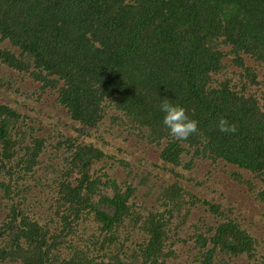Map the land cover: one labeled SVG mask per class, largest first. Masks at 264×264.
<instances>
[{
    "label": "trees",
    "instance_id": "obj_1",
    "mask_svg": "<svg viewBox=\"0 0 264 264\" xmlns=\"http://www.w3.org/2000/svg\"><path fill=\"white\" fill-rule=\"evenodd\" d=\"M2 66L39 84L0 102V264H172L180 245H191V264H264L230 207L192 191L184 199L181 188L209 159L222 170L218 186L234 181L264 206V0H0ZM43 92L76 121V136L44 125L48 105L24 103ZM165 98L197 120V133L169 136ZM221 117L234 134L218 130ZM123 126L157 143L154 162L123 159ZM154 172L158 191L148 187ZM208 172L198 185L212 186ZM150 190L161 207L145 203ZM182 203L181 224L196 203L209 205L186 239L171 235Z\"/></svg>",
    "mask_w": 264,
    "mask_h": 264
},
{
    "label": "rangeland",
    "instance_id": "obj_2",
    "mask_svg": "<svg viewBox=\"0 0 264 264\" xmlns=\"http://www.w3.org/2000/svg\"><path fill=\"white\" fill-rule=\"evenodd\" d=\"M251 59L247 58L246 61H250ZM248 65L251 66V68L254 70L253 67H256L257 70L260 72V69L257 65H251V62H248ZM19 73L17 70L13 68H9L6 66L0 67V77L5 79L7 82L10 79H16V81L13 82V86H2L0 84V102L5 103L7 102V99L11 100L9 96L11 94H15L14 99L19 97L21 98L22 96H19L15 89H19L21 92H27V90L33 91V88L37 87L39 82H37L29 72H22L20 73L19 78H14L12 74L16 75ZM236 83L238 84L239 81L237 80ZM61 84V81L59 82ZM240 87L242 86V83L239 85ZM42 101L43 102H38L36 101L35 103H32L30 99L26 98L24 103L26 105H29L30 107L32 105H36L41 108H45L46 105H48V110L44 111V117L48 116V113L51 114V118L48 121H44V125L46 123V126H51L55 131H59L61 134H66V136H76L78 132L73 130V127L76 125V121H74L69 112H62L58 109V106L56 107L55 103V94L53 96H50L47 92H43L41 95ZM14 101V100H13ZM57 117L58 123H59V129L57 127L53 126V123L57 122ZM37 122V121H35ZM62 125L65 127L61 130ZM71 130L72 133H71ZM79 131H84V128L81 126L78 128ZM93 133L95 130H91ZM97 132H99V128L97 129ZM96 132V133H97ZM123 132L124 134L128 137V141L124 144L125 145V151L128 155L124 156L123 159L128 161L129 163L132 164H139L140 159L145 158L149 160L150 162H154L156 157L160 155L161 148L155 144V141L152 142L151 144L148 143V135H145L141 138L139 133L137 131L131 132L129 134L126 130V128L123 126ZM38 135L41 134L40 130H37L36 132ZM97 135V134H96ZM80 138H86L87 133L83 136H79ZM140 138V139H139ZM155 140V139H154ZM62 152V150H60ZM193 153V152H191ZM188 156H191V154H184L183 158L185 160H188ZM197 167L194 169V177L195 181H187L185 183L181 184L182 188V193L184 194L183 198L185 199V192L187 191H192L191 193L193 194H198L199 197L203 198H212L211 201L212 203L219 204L220 201L223 202L222 206L223 208L225 207H230V209H226L227 212H230L232 210L230 217L233 219H237L238 223H240L244 228H246L252 237L254 239H257V246L256 249L260 252V257L263 258L264 261V206L258 205L257 201L254 204V201L249 198V195L246 192H243L240 188V185H238L236 182L233 181V184L231 186L225 185V189H223L222 186H218L215 182L218 177V175L223 174L221 169L213 168V166L209 165L210 161L209 159H198L197 161ZM233 166V165H232ZM236 168V167H234ZM208 177L207 181L210 185L212 186H200L197 184L198 181L202 180V177L204 176V172L208 171ZM116 174L118 178H122L123 174L116 171ZM8 179L4 177V175L0 176V181H7ZM232 181V180H231ZM138 183V182H135ZM156 183V186H153L155 190L158 191V185L162 183V180L160 179V175H156V172L151 175L150 180L148 182V187L152 186ZM3 187L0 186V202L4 203L5 198L1 196V193L3 191ZM147 188L145 187H140L139 188V193L141 195L143 194L144 191H146ZM241 191H240V190ZM244 190H247L244 188ZM155 191L150 190L149 191V197L146 198L148 202L145 203H150V204H156V209L161 207L163 200L162 198H157L154 199ZM242 194V195H241ZM133 199H136L135 197ZM183 201V200H182ZM238 201V202H237ZM139 202L142 204L143 200L140 199ZM139 205V203L137 202ZM186 204L182 203L181 208H176L175 216L174 219L172 220L171 224H173L174 228L171 230V235L174 236V238H181V239H186L188 238L189 234L192 232V228L190 227L192 223L199 224L202 221L203 216L205 214H208V211H206V208H209V205L207 204L206 206L202 205L201 203H196L194 209H192L191 216L189 217V220L185 221L184 223L181 224V221L178 220L182 214L185 211V206ZM143 212L145 210H142ZM210 214V213H209ZM218 218L214 217L210 214V218L208 219V224H211L215 221V219ZM220 220L221 217H219ZM140 237L141 232H138ZM178 248V257L173 258L171 261L172 264H191L192 263V253H188V251L191 248V245L186 246L184 250V246L180 245L177 246ZM188 250V251H187ZM221 258V256H220ZM219 258V259H220ZM217 259L215 261V264H221V262ZM16 264V263H14ZM228 264H247V260L244 259L243 256H240L238 258H230Z\"/></svg>",
    "mask_w": 264,
    "mask_h": 264
},
{
    "label": "clouds",
    "instance_id": "obj_3",
    "mask_svg": "<svg viewBox=\"0 0 264 264\" xmlns=\"http://www.w3.org/2000/svg\"><path fill=\"white\" fill-rule=\"evenodd\" d=\"M159 110L163 114L162 123L172 139L186 140L190 135L198 132L197 120L190 118L180 104L165 98L159 103ZM216 126L225 134H234L237 130L235 124L223 117L219 118Z\"/></svg>",
    "mask_w": 264,
    "mask_h": 264
}]
</instances>
